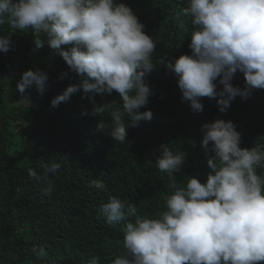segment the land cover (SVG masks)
I'll return each mask as SVG.
<instances>
[{"label":"clouds","instance_id":"9594fccd","mask_svg":"<svg viewBox=\"0 0 264 264\" xmlns=\"http://www.w3.org/2000/svg\"><path fill=\"white\" fill-rule=\"evenodd\" d=\"M182 14L191 18L190 54L163 58L160 64L175 75L181 100L194 113L203 111V98L215 99L224 113L237 96L248 99L254 90L264 89V0H188ZM5 24L32 31L33 52L47 44L79 77L50 100L51 107L78 91L89 99L92 94L117 93L122 107L111 111L109 124L99 120L97 128H108L105 133L119 143L126 141L129 126L152 119L145 106L153 95L147 78L157 67L152 62L156 42L123 0H0V26ZM11 46L9 36H0V52ZM238 72L243 73L244 87L232 83ZM47 79L46 72L28 69L16 87L21 94L34 87L43 95ZM104 105L93 101L90 114L100 116ZM201 132L210 170L205 181L191 176L185 186H178L175 173L184 167L186 154L161 145L155 166L168 174L173 189L166 210L155 218L139 215L134 204L115 196L99 209L107 224L125 225V252L111 264L264 261V172L257 171L264 169V148L241 147V133L231 120L206 122ZM42 166L45 174H55L62 165L53 161ZM29 177L40 178L33 169ZM93 185L104 187L99 180ZM43 191L51 195L52 184ZM31 251L37 259L47 256L43 247ZM88 264H100V258L92 256Z\"/></svg>","mask_w":264,"mask_h":264},{"label":"trees","instance_id":"16d2710c","mask_svg":"<svg viewBox=\"0 0 264 264\" xmlns=\"http://www.w3.org/2000/svg\"><path fill=\"white\" fill-rule=\"evenodd\" d=\"M123 2L156 42L152 62L157 65L147 78L153 95L145 107L153 117L129 126L124 143L107 135L108 128H97L99 120L109 124L111 111L122 107L117 93L92 94L89 99L78 91L51 107L50 100L78 83L79 77L47 44L33 52L32 31L0 26V36L12 42L7 53L0 52V264H88L92 256H98L100 264H111L125 252V225L107 224L99 209L115 196L134 204L139 215L155 218L166 210L173 189L168 174L155 166L161 145L186 154L184 167L175 173L178 186H185L191 176L205 181L210 170L200 141L206 122L231 120L241 133V147L264 148V89L254 90L248 99L237 96L224 113L215 99L203 98V111L194 113L182 102L175 75L160 64L163 58L190 54L191 18L182 14L188 0ZM28 69L47 73L43 95L34 87L23 94L17 90ZM232 83L244 87L243 73L238 72ZM20 98L25 104L16 103ZM93 101L105 104L100 116L90 114ZM53 161L60 162L61 169L45 174L42 165ZM29 169L40 178H30ZM97 180L103 188L93 185ZM49 183L53 191L45 195ZM34 247H43L47 256L37 259Z\"/></svg>","mask_w":264,"mask_h":264},{"label":"rangeland","instance_id":"374dc122","mask_svg":"<svg viewBox=\"0 0 264 264\" xmlns=\"http://www.w3.org/2000/svg\"><path fill=\"white\" fill-rule=\"evenodd\" d=\"M16 103H17L18 105H22V104H25V100H23L22 98H20V99H18V100L16 101Z\"/></svg>","mask_w":264,"mask_h":264}]
</instances>
